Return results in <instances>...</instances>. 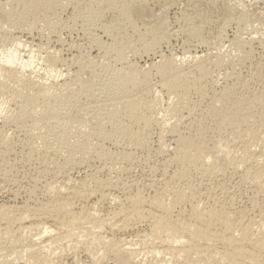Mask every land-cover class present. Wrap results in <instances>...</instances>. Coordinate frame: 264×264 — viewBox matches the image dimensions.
<instances>
[{"label":"bare ground","instance_id":"6f19581e","mask_svg":"<svg viewBox=\"0 0 264 264\" xmlns=\"http://www.w3.org/2000/svg\"><path fill=\"white\" fill-rule=\"evenodd\" d=\"M179 1L0 0V264H264V11Z\"/></svg>","mask_w":264,"mask_h":264},{"label":"rangeland","instance_id":"374dc122","mask_svg":"<svg viewBox=\"0 0 264 264\" xmlns=\"http://www.w3.org/2000/svg\"><path fill=\"white\" fill-rule=\"evenodd\" d=\"M186 1V2H185ZM190 1V0H189ZM189 1L188 0H181V1H179V3L177 2V4L175 3V5L170 9V11H169V14H168V18H169V21L171 20V21H173V20H176L177 19V21H179L180 22V20H181V18H179V16L181 17L183 14H184V12L185 13H187V11L189 12V11H191V8H192V6L190 5V7H189ZM197 1H199V0H197ZM203 0H201V1H199L201 4H204L205 5V0L202 2ZM235 3H234V2ZM227 6L228 5H235L236 7H237V5H238V7H242L241 5H243V7H246V9H247V12H249V13H251V12H256V11H258L259 12V10L260 11H264V0H224L223 1ZM227 2V3H226ZM231 2V3H230ZM185 3H187L186 5H185ZM200 3H196L197 5H199ZM157 4V3H156ZM156 4H154V3H151L150 4V7H151V9H153L154 11L156 10H158L159 8V6H160V4L158 5H156ZM180 4V5H179ZM185 6H184V5ZM240 5V6H239ZM186 7V8H185ZM189 9H188V8ZM158 8V9H157ZM257 9V10H256ZM251 12H250V11ZM256 10V11H255ZM183 12V13H182ZM179 13V14H178ZM217 13V12H216ZM257 13V12H256ZM179 18V19H178ZM215 25V24H214ZM214 25H212V26H209V28H208V30L210 31V32H212V33H214V31H215V29H216V27L214 26ZM232 28H231V27ZM263 25H261V28H263L262 27ZM234 27L232 26V25H229V27H227L223 32H224V34L221 36L222 38V40H223V42H224V46H225V44H227V42L226 41H228L231 37H232V35L234 34ZM78 32V33H77ZM99 30H97V32H95L94 34L98 37V36H101V39L103 40V41H107V38L104 36V35H102V33L100 32ZM69 33H70V35H69ZM64 34H66V35H64ZM82 33L80 32V31H76V32H74L73 31V33L72 32H68V34H67V32H65V31H62L61 33H60V35H59V37H60V39L62 40V42H65L66 43V41L68 42L69 41V39H74L75 41H78L79 39H81V40H79L78 42H82V41H86V39L84 38V36H81V37H83L84 39H82L81 37H80V35H81ZM226 34V35H225ZM225 35V36H224ZM68 36H70V37H68ZM78 36H79V38H78ZM186 36V35H185ZM184 36V37H185ZM72 37V38H71ZM224 37V38H223ZM75 38H77V39H75ZM106 38V39H105ZM187 39V37H185V38H183V35L181 36V37H177V38H173V39H171L169 42H167V43H164V44H160L158 47H159V49H157L156 50V54L154 55V54H149V55H144V56H142V58H137V59H134V61L137 63V64H139V66L140 67H147L148 66V64L150 65L152 62H157L158 61V57H159V55L161 54L162 56H170L171 55V53L172 54H175V55H178V56H180V55H182V53H184V51H187V52H194V51H196L197 53H199V54H208V53H213L214 51H213V49H211L210 47H206L205 45H202V44H200V45H196V44H193V43H190V45L188 44L187 46H184V43H186V42H183L184 40L185 41H187L186 40ZM226 39V40H225ZM55 40V39H54ZM53 39L51 40L52 41V43L51 44H54L55 43V41H54ZM188 42V41H187ZM83 43V42H82ZM191 44H193V45H191ZM27 45H28V49H27ZM26 46H25V48H23L22 50H23V52L24 51H26V49L27 50H29V49H31L29 46V44H27ZM172 46V47H171ZM203 46V47H202ZM195 48V49H194ZM31 50H33V49H31ZM160 50V51H159ZM207 50V51H206ZM95 51V52H94ZM174 51H175V53H174ZM180 51V52H179ZM92 53H91V55H96V50H92L91 51ZM161 52V53H160ZM201 52V53H200ZM24 54V53H23ZM132 59V58H131ZM39 64V63H38ZM126 234H128L129 235V232L128 233H126ZM131 236V235H130ZM129 238V237H128ZM65 264H71V262L70 261H67V262H65Z\"/></svg>","mask_w":264,"mask_h":264}]
</instances>
